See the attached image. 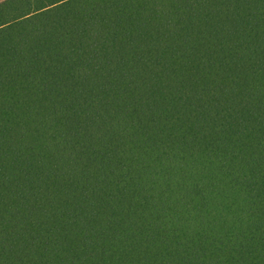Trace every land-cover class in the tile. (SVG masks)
Instances as JSON below:
<instances>
[{
	"label": "trees",
	"instance_id": "trees-1",
	"mask_svg": "<svg viewBox=\"0 0 264 264\" xmlns=\"http://www.w3.org/2000/svg\"><path fill=\"white\" fill-rule=\"evenodd\" d=\"M0 264H264V0L0 3Z\"/></svg>",
	"mask_w": 264,
	"mask_h": 264
},
{
	"label": "crops",
	"instance_id": "crops-1",
	"mask_svg": "<svg viewBox=\"0 0 264 264\" xmlns=\"http://www.w3.org/2000/svg\"><path fill=\"white\" fill-rule=\"evenodd\" d=\"M4 1H6V0H4ZM4 1H2V2H4ZM2 2H0V3H2Z\"/></svg>",
	"mask_w": 264,
	"mask_h": 264
},
{
	"label": "rangeland",
	"instance_id": "rangeland-1",
	"mask_svg": "<svg viewBox=\"0 0 264 264\" xmlns=\"http://www.w3.org/2000/svg\"><path fill=\"white\" fill-rule=\"evenodd\" d=\"M2 1H4V0H0V2H2Z\"/></svg>",
	"mask_w": 264,
	"mask_h": 264
}]
</instances>
